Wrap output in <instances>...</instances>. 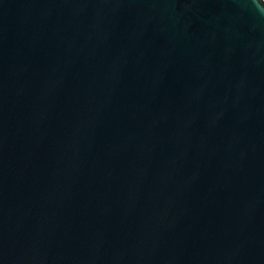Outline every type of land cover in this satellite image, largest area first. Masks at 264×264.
Segmentation results:
<instances>
[{
  "label": "water",
  "instance_id": "95a60500",
  "mask_svg": "<svg viewBox=\"0 0 264 264\" xmlns=\"http://www.w3.org/2000/svg\"><path fill=\"white\" fill-rule=\"evenodd\" d=\"M0 264H264V0H0Z\"/></svg>",
  "mask_w": 264,
  "mask_h": 264
}]
</instances>
